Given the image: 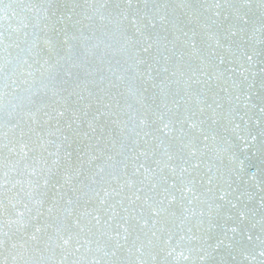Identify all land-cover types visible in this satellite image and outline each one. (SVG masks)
<instances>
[{
	"label": "snow or ice",
	"instance_id": "snow-or-ice-1",
	"mask_svg": "<svg viewBox=\"0 0 264 264\" xmlns=\"http://www.w3.org/2000/svg\"><path fill=\"white\" fill-rule=\"evenodd\" d=\"M0 264H264V0H0Z\"/></svg>",
	"mask_w": 264,
	"mask_h": 264
}]
</instances>
